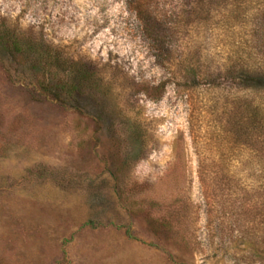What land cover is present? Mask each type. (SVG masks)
I'll return each mask as SVG.
<instances>
[{"label": "rangeland", "instance_id": "rangeland-1", "mask_svg": "<svg viewBox=\"0 0 264 264\" xmlns=\"http://www.w3.org/2000/svg\"><path fill=\"white\" fill-rule=\"evenodd\" d=\"M131 1L0 0V18L95 73L64 106L0 57V264H264L262 136L233 130L264 91L225 76L264 69V0H147L181 20L164 60Z\"/></svg>", "mask_w": 264, "mask_h": 264}, {"label": "trees", "instance_id": "trees-1", "mask_svg": "<svg viewBox=\"0 0 264 264\" xmlns=\"http://www.w3.org/2000/svg\"><path fill=\"white\" fill-rule=\"evenodd\" d=\"M204 1L191 0L188 6H191L192 10V5H199ZM146 4L147 0L131 1L144 35L154 45L156 59L164 60L171 51L170 44L173 43L177 35L176 30L181 27V20L177 14L172 16L173 18L168 26L164 25L159 19H154L149 14V8ZM0 57L16 66L28 68L31 80L27 87H31L38 94L51 97L64 106H72V102L77 100L76 98L80 96L82 89H91L95 86V73L87 63L65 56L59 46H56L43 36L37 37L30 34L22 29L19 24L8 22L4 18H0ZM168 65L173 70L169 73L173 78L188 81L193 76L194 81L197 79L196 75H194L197 68L195 65L183 64L181 66L183 69L179 73V69L177 70L176 66L173 68L172 64L168 63ZM22 73H25V71ZM225 76L240 79L249 91H264V69L261 67H242L241 69L228 67L225 70ZM160 88L161 85L157 86V89ZM159 98L160 95L155 99ZM237 100L236 98L234 99L235 103H238ZM239 112L237 111V115H235L236 123L233 125L235 134H240V121L244 120L247 123V131L245 133L247 140H252L256 134L260 133L263 141L262 150L264 151V107L258 105L254 99L247 98L245 99L241 115H238ZM262 166L264 170V157L262 158ZM205 167V162L201 161L200 175L203 183L207 181ZM222 167L224 166L222 165ZM225 174L223 177H214V181L217 179L221 183L227 181L230 184L231 181L234 182L236 180V175L232 174V176H229L226 174L225 176ZM260 178L261 185L258 188L262 191L263 207L261 215L264 217V174Z\"/></svg>", "mask_w": 264, "mask_h": 264}]
</instances>
